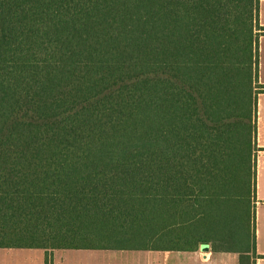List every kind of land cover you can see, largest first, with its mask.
Returning a JSON list of instances; mask_svg holds the SVG:
<instances>
[{
    "label": "trees",
    "instance_id": "1",
    "mask_svg": "<svg viewBox=\"0 0 264 264\" xmlns=\"http://www.w3.org/2000/svg\"><path fill=\"white\" fill-rule=\"evenodd\" d=\"M260 2L0 0V248L264 258Z\"/></svg>",
    "mask_w": 264,
    "mask_h": 264
},
{
    "label": "crops",
    "instance_id": "2",
    "mask_svg": "<svg viewBox=\"0 0 264 264\" xmlns=\"http://www.w3.org/2000/svg\"><path fill=\"white\" fill-rule=\"evenodd\" d=\"M264 4L261 0L260 5ZM260 24L264 26V21ZM261 41H264V37ZM260 55L259 73L264 84V72ZM258 159H257V192H256V235L257 253L264 256V93L259 97V121H258ZM201 244L197 250H157V249H54L45 250H87L100 252L96 257L90 259L56 261V264H240V255L234 252H215L211 244L205 250ZM12 249H31V248H0ZM2 262H11L0 260ZM257 264H264V258H260Z\"/></svg>",
    "mask_w": 264,
    "mask_h": 264
},
{
    "label": "rangeland",
    "instance_id": "3",
    "mask_svg": "<svg viewBox=\"0 0 264 264\" xmlns=\"http://www.w3.org/2000/svg\"><path fill=\"white\" fill-rule=\"evenodd\" d=\"M260 14L261 20L264 21V4L260 5ZM260 22V20H259ZM264 36L260 37V55L262 59L263 72H264V41H261ZM258 85H264L263 81L260 78L258 79ZM260 90H263L260 88ZM260 97V95H259ZM257 126L259 121V105H258V114H257ZM256 144L258 147V134L256 136ZM256 159H258V152ZM100 252L96 251H87V250H59V251H49L46 252L42 249H10L5 251V249H0V260H6L11 262H2L6 264H56V261H64L66 263L70 260H81V259H90L96 257Z\"/></svg>",
    "mask_w": 264,
    "mask_h": 264
},
{
    "label": "water",
    "instance_id": "4",
    "mask_svg": "<svg viewBox=\"0 0 264 264\" xmlns=\"http://www.w3.org/2000/svg\"><path fill=\"white\" fill-rule=\"evenodd\" d=\"M203 248H204L205 250H207V249H209V245H208V244L203 245Z\"/></svg>",
    "mask_w": 264,
    "mask_h": 264
}]
</instances>
